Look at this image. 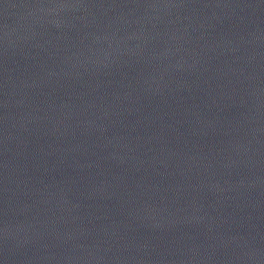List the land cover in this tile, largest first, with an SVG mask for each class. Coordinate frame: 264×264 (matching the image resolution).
<instances>
[{
	"label": "water",
	"instance_id": "obj_1",
	"mask_svg": "<svg viewBox=\"0 0 264 264\" xmlns=\"http://www.w3.org/2000/svg\"><path fill=\"white\" fill-rule=\"evenodd\" d=\"M0 264H264V0H0Z\"/></svg>",
	"mask_w": 264,
	"mask_h": 264
}]
</instances>
